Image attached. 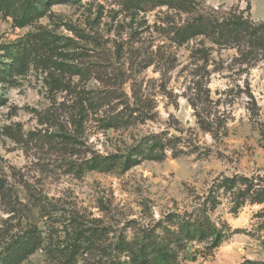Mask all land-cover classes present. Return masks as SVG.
Instances as JSON below:
<instances>
[{
	"label": "rangeland",
	"instance_id": "1",
	"mask_svg": "<svg viewBox=\"0 0 264 264\" xmlns=\"http://www.w3.org/2000/svg\"><path fill=\"white\" fill-rule=\"evenodd\" d=\"M197 1L264 21V0ZM43 11L24 28L0 13V264H69L64 255L78 230L86 233L73 264H131L123 239L153 230L167 236L157 222L190 212L220 177H264V60L241 65L234 50L216 48L209 55L202 84L211 118L225 124L213 135L198 128L187 100L194 99L190 77L201 72L194 64H203L192 56L198 42L171 43L165 7L143 13L123 0H82L49 2ZM43 30L59 39L57 52L32 47L17 75L18 47ZM55 60L82 73L57 71ZM51 76L67 88L52 89ZM132 90L151 118L114 125ZM160 132L182 139L163 160L143 159L126 171L85 167L93 154L126 156ZM214 196L219 204L209 216L225 233L222 243L207 257L206 243H189L173 264H264V203L246 198L232 213L234 195ZM167 227L177 230V219ZM27 237L33 252L18 248Z\"/></svg>",
	"mask_w": 264,
	"mask_h": 264
},
{
	"label": "trees",
	"instance_id": "2",
	"mask_svg": "<svg viewBox=\"0 0 264 264\" xmlns=\"http://www.w3.org/2000/svg\"><path fill=\"white\" fill-rule=\"evenodd\" d=\"M53 1L76 4L82 0H0V13L12 16L14 27L24 28L40 19L43 16L45 5ZM123 3L128 9H136L143 13L165 7L166 25L170 30L167 33L170 35L171 43L176 47H183L189 43L198 42L197 47L192 51V56L196 58L195 60L201 59L203 64L201 67L194 64L193 72L198 70L201 72L192 74L190 77L188 89L193 92L194 99L188 98L187 100L193 109L198 128L203 132L213 133V135L220 134L222 130L219 124L221 123L222 126L225 124L224 121L217 122L218 118L216 122L211 118L213 114L210 112L209 89L206 83L202 84V71H205L209 55L215 48L220 51L234 50L236 53L234 60L241 65H250L264 60V21L253 22L249 17L240 13L208 7L205 3L197 0H123ZM162 24L163 29L164 23ZM66 39L71 41L69 38ZM58 41L57 36L47 30L28 35L16 51L14 60L16 68L13 70L17 75L23 72L28 61L27 55L32 47L41 45L40 47L46 46L50 51L57 52ZM50 65L57 71L70 69L73 75L82 73L80 67L76 65L69 67L63 61H51ZM3 70L5 69L3 68ZM7 72L8 70L4 73L8 74ZM1 75L3 73L0 70ZM49 86L57 90L67 88L63 80H59L55 76L50 77ZM124 96L127 98V95L124 94ZM248 97V103L255 105V100L250 93ZM2 103L3 99L0 98V106ZM144 103L143 95L132 90L130 97L123 104L125 109L123 108L118 111L120 113L113 115L114 125L120 124L121 119L125 117L128 123H134L139 119L141 122L149 120L151 118L148 117L150 110H146ZM65 138L69 143L76 141L68 135ZM181 142V137H168L164 132L152 133L142 138L139 145L135 146L126 156L93 154L85 161V167L88 170L108 171L121 165L122 170L126 171L138 165L143 159L154 161L165 159L167 151L173 152L177 144H181ZM196 148L194 147V151ZM172 157H176V154L172 153ZM4 189L5 183L0 180V192ZM215 190L216 193L223 191L234 195L232 213L237 212L246 198L252 204L264 203V177L261 178L259 175L250 178L237 175L220 177L216 179L209 194L205 198L203 197L200 203L194 205L190 212L185 211L182 215L168 214L157 222L155 229L165 225L163 229L168 237L154 234L153 230V233L149 234L143 232L144 237L141 239L134 238L131 241L123 239L122 252L128 253L129 262L131 264H173L177 251L185 248L187 244L195 242L206 243L204 255L209 256L225 238L224 231L209 216L219 204L217 197L214 196ZM175 219H177L178 229L173 230L167 227V224ZM85 233L86 231L82 232V230L75 233L74 240L70 243V252L64 255L69 264L74 263L77 256V243L85 237ZM27 239L28 237L21 241L18 248L22 252H33L34 242ZM17 254L19 253H14L15 256ZM117 260L120 264V259Z\"/></svg>",
	"mask_w": 264,
	"mask_h": 264
}]
</instances>
